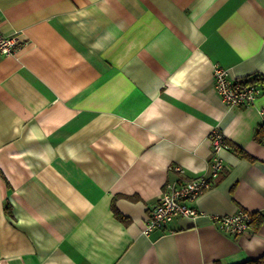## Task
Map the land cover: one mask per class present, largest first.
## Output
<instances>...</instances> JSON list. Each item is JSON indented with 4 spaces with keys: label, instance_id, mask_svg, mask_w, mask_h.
I'll return each mask as SVG.
<instances>
[{
    "label": "crops",
    "instance_id": "crops-1",
    "mask_svg": "<svg viewBox=\"0 0 264 264\" xmlns=\"http://www.w3.org/2000/svg\"><path fill=\"white\" fill-rule=\"evenodd\" d=\"M0 31L20 43L0 54V264L264 254V221L234 235L173 218L143 233L166 184L209 171L212 130L224 170L193 205L264 211V0H0ZM214 63L260 80V95L228 106Z\"/></svg>",
    "mask_w": 264,
    "mask_h": 264
},
{
    "label": "built area",
    "instance_id": "built-area-1",
    "mask_svg": "<svg viewBox=\"0 0 264 264\" xmlns=\"http://www.w3.org/2000/svg\"><path fill=\"white\" fill-rule=\"evenodd\" d=\"M19 39L16 34L6 35L0 31V54L14 55L19 48ZM214 87L224 103L230 107L249 105L254 102L262 91L261 81H254L247 77L233 75L226 67L214 63L212 67ZM264 112V110H260ZM212 146L215 155L210 169L206 174L186 179L178 183H168L164 186L158 202L151 209L143 233L148 235L155 227L166 226L173 218H207L216 221L219 227L234 235L246 232L252 222V214L247 211L235 213H207L193 205V201L204 191L214 186L220 179L224 164L217 151L226 146L224 135L218 130L211 132ZM176 170L182 171L176 166Z\"/></svg>",
    "mask_w": 264,
    "mask_h": 264
},
{
    "label": "trees",
    "instance_id": "trees-1",
    "mask_svg": "<svg viewBox=\"0 0 264 264\" xmlns=\"http://www.w3.org/2000/svg\"><path fill=\"white\" fill-rule=\"evenodd\" d=\"M256 137L259 141H264V132H262L260 129L256 131ZM226 143V142H225ZM114 213L116 215H119L118 211L114 209ZM252 214V222L251 225L254 226V228H258V226L264 221V211L262 212H255ZM238 264H264V254L261 256L255 258V259H249L244 262L238 263Z\"/></svg>",
    "mask_w": 264,
    "mask_h": 264
}]
</instances>
